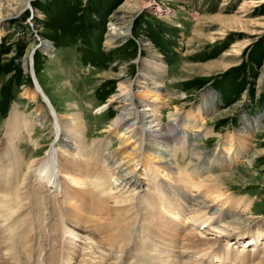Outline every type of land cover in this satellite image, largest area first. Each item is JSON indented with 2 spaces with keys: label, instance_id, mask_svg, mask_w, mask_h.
Returning a JSON list of instances; mask_svg holds the SVG:
<instances>
[{
  "label": "rangeland",
  "instance_id": "rangeland-1",
  "mask_svg": "<svg viewBox=\"0 0 264 264\" xmlns=\"http://www.w3.org/2000/svg\"><path fill=\"white\" fill-rule=\"evenodd\" d=\"M19 3L20 0H0V157L7 152L10 160L5 164H19L23 169L32 160L51 152L53 142H57L54 135L57 116L51 112L43 96L36 94L35 100L31 101L23 95L25 90L35 91L38 88V91H43L56 110L58 119L77 117L84 124V131L79 129L84 135L83 149L105 140L109 135L108 128L117 119L120 109L119 100L114 97L119 92L120 83H132L137 114L155 96L157 99L152 103L160 107L157 115L164 122L171 112L182 116L192 111L195 113L202 104L201 95L210 90L211 101L208 108L197 114L187 130V135L196 137L194 143L197 144L199 152L210 155L218 147L217 144H220L218 135L220 138L226 136L225 145L228 146L229 136L233 132L243 133V120L260 116V125H254L246 133L245 152L233 164L220 167L216 173L225 180L223 192L226 197L220 200L229 199L228 202L232 203L247 198L251 201L249 208L243 212L238 207L235 210L246 214L251 220V226L264 222V0H29L28 5L22 8ZM119 7H124L123 11L131 21V33L128 37H119L113 44L108 45L106 41L110 36L109 24ZM40 40L49 43L47 46H40ZM140 42L150 43L161 57L159 59L163 64V77L158 86L159 95L148 92L149 95L144 97L141 81L144 80L143 75L147 76L151 72L143 71L138 76V63H142L143 59H151V51L142 50ZM31 49L33 59L30 61H33L32 70L29 71L27 64ZM109 98L114 99L109 101ZM103 104L105 105L101 107ZM14 114L25 119L26 123L23 122L22 127H26L20 129L16 136L13 134L14 139H10L6 125ZM42 115L46 117V124L40 123ZM182 122L179 120L180 127ZM202 123L214 135L200 136L193 133ZM60 126L65 133L66 126ZM118 138L119 132L111 135L104 144V154L121 150ZM182 139L175 145V150L179 164L177 169L182 168L185 173L188 172V150L193 141L189 137ZM59 147V152H55L56 156L70 155L65 147ZM222 154L226 155L225 151ZM118 156V160L123 157L119 154ZM145 159L141 158L136 165L130 164V168L135 169V175H140V179L151 176L149 181L153 188H160L159 179L160 182H175V176L168 177L163 172L162 178H158L159 175L154 177L155 174L143 163ZM58 175L62 183L61 190L65 186L76 192V187L69 180L61 173ZM178 176L179 182L175 184H185L188 177ZM0 179L2 181L3 177ZM167 184L163 183L164 186ZM192 184L195 182L189 183ZM32 187L46 193L45 188L43 190L37 185V181ZM84 193L86 194L85 190L83 197H87L91 193L90 189L86 196ZM160 193H157V197L166 196L162 195V191ZM188 193L191 197L196 194L192 188L188 189ZM58 196L57 200L60 199ZM145 197L143 192L136 195L137 209L138 206L140 209L146 208ZM92 199L84 206V211L89 212L87 216L96 211V216L97 213H115L112 201L100 203L101 199ZM95 202L97 205H94ZM218 204L213 205L210 210H215ZM61 206L65 211L66 208L71 209V206ZM26 210L27 208L23 211ZM43 211L42 209L41 214ZM151 211L152 216L159 214L158 209L149 210ZM188 211L185 207L184 213ZM140 214L143 215L142 210L137 215L135 227L129 232L132 239L141 236L137 230L140 231L142 224L146 226L143 228L142 237L154 233L162 241L165 239L174 243L172 247L167 246L168 248L180 249L187 242V237H191L193 241H212L216 246H223L225 251L236 252L234 264H239L240 258L237 254L240 252L248 254L244 264H259L264 258V239L254 245L248 241L238 242L240 238L235 239L234 234L237 233L238 237L242 232L225 238L226 236L210 234L212 232L203 226L195 225L194 231H191L185 218L179 219L164 213L159 214L162 222L159 221L158 226L149 225L145 219L142 220ZM87 216L80 214L75 218L84 225ZM68 218L65 217L66 222ZM34 219L41 223L44 217ZM176 219H179V223L173 224ZM7 224H12V221ZM163 224L165 228L161 227ZM233 226L236 225L228 229ZM104 231L109 236L113 227H105ZM49 237L50 234L48 240ZM61 237L65 245L74 246L75 243L77 253L74 257L71 254L62 258L59 264H99L102 261L99 255L86 250L83 243L91 241L85 235H79L78 238L65 229ZM132 242L133 240L130 246H133ZM139 256L131 255L127 264H143L136 263L135 259H140ZM210 256L207 254L199 264H208L209 260L210 264H220L217 260L210 259Z\"/></svg>",
  "mask_w": 264,
  "mask_h": 264
},
{
  "label": "bare ground",
  "instance_id": "bare-ground-1",
  "mask_svg": "<svg viewBox=\"0 0 264 264\" xmlns=\"http://www.w3.org/2000/svg\"><path fill=\"white\" fill-rule=\"evenodd\" d=\"M28 3L29 0H20L19 7L27 6ZM123 10L124 7H119L112 16V22L109 24L110 36L106 41L108 45L113 44L119 37H128L131 33V21ZM40 43V46H47L49 42L40 40ZM140 48L144 51H151V59L148 61L143 59L142 63H138V76L143 71L151 72L147 76L143 75L144 80L141 81L142 88H144V97L148 92L159 95L158 86L163 77L161 71L163 64L159 59L161 57L150 43L140 42ZM32 49L28 55L27 68L29 71L32 70L33 60L30 61L33 57ZM34 82L37 85L35 79ZM131 85V82L119 84V92L114 96L120 103L117 119L109 126L107 138L98 143L95 142L88 149H83L82 138L84 137L85 126L77 120V117L76 119H58L57 112L51 105L50 100L44 95L43 91H38L37 86H35L37 88L35 91L25 90L23 92V95L31 101L35 100L36 94L43 96L51 112L55 113L57 116V122H55L57 129L54 135L57 137V142H53L51 152L32 160L23 169L20 168L19 164H5L6 161H10L7 152H4L0 157V177H3L0 181V233H3L0 236V264H59L62 258L71 254L74 257L77 253L74 248L75 243L74 246L63 244L64 240L61 236L65 229L69 230L75 237L78 236L79 238V235H85L91 241L83 244L86 246L87 251L99 255L98 257L102 260L99 264H127L128 257L131 255L132 257L141 255L139 256L140 259H135V261L143 264H199V262H203L207 254L211 255L210 259L217 260L220 264L235 263L236 252L234 253L232 250L225 251L223 246H216V243L212 241L203 242L202 239V242L193 241L191 237L185 236L188 238L185 239L187 242L183 243L180 249H172L167 246L171 245L172 247L174 243L165 239L162 241L160 236L154 233H149L150 235L143 236V238L142 232L146 226L142 224L140 225V231L137 230L141 236L132 239L129 232L135 227L134 224L140 210L143 213V215L140 214L143 217L142 220L145 219L149 225L156 224L158 226L159 221L162 222L159 220V214L164 213L165 215L170 214V216L179 217V219L185 218L188 221L187 227L191 231H194L193 226L195 225L203 226L207 231L212 232L210 234L221 237L226 236L225 238L230 237V234L242 232L240 235L238 234V237L237 233L234 234L235 239L239 240L240 238L238 242L248 241V243L251 242L254 245H257L256 243L260 239H264V222H257L251 226V220L246 217V214L235 210L237 207L242 209V212L248 209L251 202L249 199L243 197L244 200H236L232 203L228 202L229 199L220 200L226 197L223 192L225 180L222 175L216 173L220 167L233 164L234 161L240 158L241 153L245 152L247 149L246 133L254 125L256 127L260 125V116L243 120V133L233 132V135L229 136L228 146L225 145L226 136L220 138V135H218L217 137L220 139V144H217L218 147L216 146L217 148L210 155L208 153L204 154L198 151L197 144L194 143L196 137L192 138L191 134L187 135V130L195 121L197 114L208 108L209 101H211L210 90H206L201 95L202 104L195 113L192 111L182 116L179 113L171 112L166 122H164L157 115L160 107L152 103L157 99L155 96L152 98L153 100H150V103L143 105V111L137 114V102H135V94L132 93ZM113 99L109 98V101ZM44 118L46 117L40 116V123H45ZM179 120L183 121L181 127ZM24 121L25 119L21 115H12L10 123L6 125L10 139H14L13 134L16 136L20 129L26 127H22ZM60 125L66 126L65 133ZM79 129H83V131L81 132ZM208 129L205 123H202L194 129L193 133L200 136L203 134L214 135V132L212 130L207 131ZM118 132L121 150L112 154H104L105 142L111 135ZM187 137L193 142L188 150L190 157L187 164L188 172L184 173V169H177L179 164L175 145L182 138L186 139ZM60 145L70 151L68 157L55 155L56 151L59 152ZM223 151L226 155L222 154ZM232 153L234 156H232ZM118 154L123 155L119 160L117 158L119 157ZM141 158H146L143 163L150 168V172L155 174L154 177L159 175L158 178H162L163 174L161 172H163L168 177L175 176L176 183L179 182L178 175L187 176L188 179L181 186L175 184V182L172 183L171 180L160 182L161 179H159L158 185L160 188H153L152 182L149 181L151 176L140 179V175H135V169L130 168V164L136 165ZM12 166H16V168L14 167V169ZM60 173L76 187V192H72L65 186L61 190L62 183L58 175ZM149 174L151 173H147V175ZM36 181L37 185L42 187L43 190L45 188L46 193L32 187ZM192 181L195 184L189 185ZM163 183L168 184L164 186ZM189 188L195 190V196L191 197L189 195ZM89 189L91 193L87 195ZM84 190L87 197H83ZM160 191L164 193L162 195L166 194V196H158L163 202L159 201L157 197V193H160ZM140 192H143V195L146 196L144 203L146 208L141 207L140 209V206H138L137 209L136 195L138 196ZM57 195L60 197L59 200H57ZM94 197L101 199L100 203L112 201L116 210L115 213L112 212V215L110 212L105 215L104 213H101L102 215L97 213L96 216L97 211H90V214L93 215L87 216L89 212L84 211V206L90 202L88 201L90 198ZM142 198L144 199V197ZM73 199L76 200L72 201ZM96 202L94 205H97ZM62 204L66 207L71 206V209L66 208V211L63 210ZM215 204L219 206L215 210H210ZM185 207L189 210L187 213H184ZM25 208L27 210L24 212ZM42 209L44 211L41 214ZM151 209H158L159 214L152 216V211L149 212ZM80 214L88 218L84 225L81 220L78 221V218H75L76 215ZM40 216L44 217L41 223L34 219V217ZM67 216L70 218H68V222L65 221ZM179 219H176L177 221L173 224H178ZM9 221H12V224L8 225ZM85 223L87 224L85 225ZM167 223L171 224L169 221ZM164 225H161V227L165 228ZM232 225L236 226L228 229ZM249 226H251V229ZM105 227H113L112 234L107 236L104 231ZM48 234H50L49 240ZM250 238L253 240L250 241ZM132 240L133 246H130ZM61 244L63 245L61 246ZM244 245L247 244L244 243ZM237 256L240 258L239 264H244L247 261H245V257L248 254L240 252ZM210 261L208 264H210ZM259 264H264V258Z\"/></svg>",
  "mask_w": 264,
  "mask_h": 264
},
{
  "label": "water",
  "instance_id": "water-1",
  "mask_svg": "<svg viewBox=\"0 0 264 264\" xmlns=\"http://www.w3.org/2000/svg\"><path fill=\"white\" fill-rule=\"evenodd\" d=\"M34 81V80H33Z\"/></svg>",
  "mask_w": 264,
  "mask_h": 264
}]
</instances>
